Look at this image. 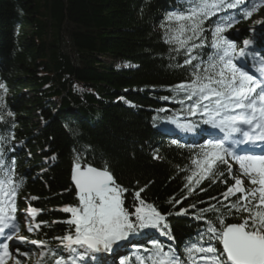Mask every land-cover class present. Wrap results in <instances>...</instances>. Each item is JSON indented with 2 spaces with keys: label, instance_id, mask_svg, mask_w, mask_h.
Masks as SVG:
<instances>
[{
  "label": "trees",
  "instance_id": "16d2710c",
  "mask_svg": "<svg viewBox=\"0 0 264 264\" xmlns=\"http://www.w3.org/2000/svg\"><path fill=\"white\" fill-rule=\"evenodd\" d=\"M181 5L187 6L185 0H0V83L7 88L6 93L0 90V158L13 169L16 181H23L17 197L20 234L48 241L57 253L53 257L47 249L11 242L13 254L23 264H34L42 250L45 264L68 257L54 238L69 230L64 221L70 214L59 209L79 204L70 183L77 156L82 165L99 169L107 163L116 182L128 189L124 197L130 211L135 192L145 188L141 198L167 217L175 239L154 231L153 237L165 251L171 245L182 258L185 245L197 242L198 232L217 215L206 212L197 220L200 209L229 203L222 193L234 183L230 178L227 184L205 180L195 186L196 176L189 194L186 177L196 171L191 160L203 142L194 133L180 138L181 132L168 124L183 119L200 124L203 119L188 115L191 102L181 104L183 97L173 99L170 91L192 75L191 67L183 66V50L177 53L173 50L177 45L165 43L167 14ZM229 15H236L239 22L226 35L238 48L245 39L253 40L247 62L255 64L254 53L264 57V6L249 19L238 10L211 17L205 22V47L198 51L202 55L214 51L212 29ZM220 168L226 173V166ZM177 200L180 203H170ZM29 206L41 210L37 223L46 222L39 231H27L23 210ZM181 208L187 215H177ZM246 215L233 211L226 215V223H240ZM135 242L139 251L133 244L134 252L122 246L120 254L107 253L111 263L104 264H120L122 259L136 264V257L146 256L143 249L151 243L143 237ZM17 248L30 255L20 256ZM97 260L85 258L79 264Z\"/></svg>",
  "mask_w": 264,
  "mask_h": 264
},
{
  "label": "snow or ice",
  "instance_id": "6c2138e0",
  "mask_svg": "<svg viewBox=\"0 0 264 264\" xmlns=\"http://www.w3.org/2000/svg\"><path fill=\"white\" fill-rule=\"evenodd\" d=\"M185 4L187 6L181 5L167 14L165 43L177 45L173 49L177 53L183 50L186 56L183 66H190L192 75L190 80L171 86L170 91L174 93L173 99L183 97L179 101L181 104L185 100L191 102L186 108L188 115L199 114L203 119L200 124L177 120L172 123L185 133L209 137L199 145V152L191 160L196 171L186 177L188 184L185 188L189 194L193 193L190 185L196 176L199 178L195 179V186L205 180L212 184L217 180L227 184L230 178L234 183L222 193L223 200L229 203L200 209L195 217L197 220L203 219L206 212L217 215L215 220H207L205 230L198 232L197 242L185 245L182 258L171 245L165 251V246L153 237L154 231L169 240L175 239L167 217L154 204L141 198L145 188L135 192L134 211H130L124 197L128 189L116 182L107 163L103 169L88 164L82 166L81 158L77 156L71 179L79 204L59 209L70 214V218L64 221L69 230L62 237L54 238L68 257L59 256L54 264H79L89 254L116 253L121 244H133L139 251L140 245L135 242L137 237H143L151 247L143 249L147 255L137 256L136 264H264V57L259 53L253 54L256 67L250 72L248 49L253 40L245 39L243 47L238 48L230 35H226L239 22L236 15L225 16L215 22L210 44L213 52L205 50L202 55L198 51L205 47V22L211 17L221 11L238 10L243 19H249L264 6V0H185ZM197 60L199 62L194 63ZM0 90L7 92L4 83H0ZM2 101L3 95H0V107L3 106ZM12 115L8 112V116ZM201 124L208 127H201ZM214 130L222 133V138L214 134ZM257 144L262 146L258 153L252 150ZM229 160L238 163L240 176L235 175ZM221 165L226 166V173L221 170ZM241 177H247V183L252 187L247 188ZM22 183V180L16 181L13 169L0 158V264H9L10 261L23 264L10 247V242L16 241L47 249L53 257L57 255L48 241L29 239L20 234L17 197ZM200 191L206 189L200 188ZM231 197L235 200H230ZM26 211L27 231H39L46 223L36 222L41 210L29 206ZM233 211L247 215L240 223H226V215H232ZM177 215H187V211L181 208ZM213 242H218L222 251ZM16 251L20 256L30 255L18 248ZM45 257V251L38 252L34 264H45ZM97 264H104V261L98 259ZM120 264L129 262L122 259Z\"/></svg>",
  "mask_w": 264,
  "mask_h": 264
},
{
  "label": "rangeland",
  "instance_id": "374dc122",
  "mask_svg": "<svg viewBox=\"0 0 264 264\" xmlns=\"http://www.w3.org/2000/svg\"><path fill=\"white\" fill-rule=\"evenodd\" d=\"M239 30H236L235 32H238ZM236 42V41H235ZM237 43V42H236ZM105 60L107 61V62H109L110 60H109V58H105ZM250 70V69H249ZM250 72H251V70H250ZM172 121L173 120H169L168 121V124L169 125H171V126H173V127H176V125L174 124V123H172ZM177 121H179L180 123H186V122H190L189 120H177ZM177 128V127H176ZM180 132H181V134H180V138H182V139H184L185 138V136H187L188 134H191V133H185V132H183L182 130H180L179 128H177ZM198 130V129H197ZM215 133V132H214ZM202 142H204V140H202ZM236 164H238V163H236ZM236 170L237 171H240L239 170V167H237L236 166ZM242 179H244V181H245V186L247 187V188H251L252 187V185H250L249 183H247V177H241ZM27 208L28 207H26L24 210H23V213L25 214V215H27ZM0 239H2V237H0ZM15 244H17V243H19V241H16V242H14ZM79 251H82V250H79ZM92 259V258H91ZM9 264H11V263H9Z\"/></svg>",
  "mask_w": 264,
  "mask_h": 264
},
{
  "label": "water",
  "instance_id": "95a60500",
  "mask_svg": "<svg viewBox=\"0 0 264 264\" xmlns=\"http://www.w3.org/2000/svg\"><path fill=\"white\" fill-rule=\"evenodd\" d=\"M83 166V165H82ZM71 175H72V170H71ZM70 183H71V185L73 186V188L75 189V185H74V183H73V181H72V179H71V176H70ZM75 192H76V190H75ZM222 247V246H221Z\"/></svg>",
  "mask_w": 264,
  "mask_h": 264
},
{
  "label": "bare ground",
  "instance_id": "6f19581e",
  "mask_svg": "<svg viewBox=\"0 0 264 264\" xmlns=\"http://www.w3.org/2000/svg\"><path fill=\"white\" fill-rule=\"evenodd\" d=\"M255 67H256V65H255ZM250 68H251V67H250ZM250 70H251V72H253V71H254L252 68H251ZM214 132H215V131H214ZM214 134H215V133H214Z\"/></svg>",
  "mask_w": 264,
  "mask_h": 264
}]
</instances>
